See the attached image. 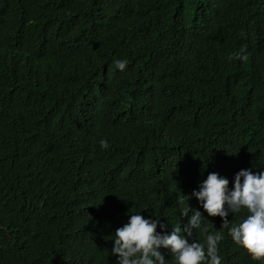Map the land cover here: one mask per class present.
Wrapping results in <instances>:
<instances>
[{"label": "trees", "instance_id": "obj_1", "mask_svg": "<svg viewBox=\"0 0 264 264\" xmlns=\"http://www.w3.org/2000/svg\"><path fill=\"white\" fill-rule=\"evenodd\" d=\"M241 170L264 172V0H0V264H117L130 215L171 234L188 204L220 230L184 196ZM223 234L222 264H260Z\"/></svg>", "mask_w": 264, "mask_h": 264}, {"label": "clouds", "instance_id": "obj_2", "mask_svg": "<svg viewBox=\"0 0 264 264\" xmlns=\"http://www.w3.org/2000/svg\"><path fill=\"white\" fill-rule=\"evenodd\" d=\"M229 60H248L247 48L228 57ZM127 60H115L114 67L124 71ZM102 149H107V140H101ZM195 197L210 217H220L223 221L220 230L209 232L203 225L202 214L190 208L188 201ZM187 207L181 212L188 217L189 223L181 228L174 226L171 234H160L166 225L160 219H145L141 214L130 215L128 222L118 228L114 234L112 254L118 257L117 264H167L161 249L167 250L174 264H222L219 245L224 240L223 229L228 230L232 241L242 248L253 260L264 264V172L254 174L251 170H241L235 175L233 189L229 190V180L217 173H209L206 180L193 191L184 196ZM183 203V202H182ZM246 211V216L238 224H231L229 213ZM201 230L204 241L193 238L194 230Z\"/></svg>", "mask_w": 264, "mask_h": 264}]
</instances>
